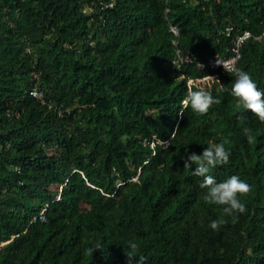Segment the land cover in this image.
<instances>
[{
	"label": "trees",
	"instance_id": "1",
	"mask_svg": "<svg viewBox=\"0 0 264 264\" xmlns=\"http://www.w3.org/2000/svg\"><path fill=\"white\" fill-rule=\"evenodd\" d=\"M244 28L264 30V0H0V264H126L129 241L146 264H264V122L196 79L231 89L210 62ZM235 64L264 89V34ZM199 84L221 100L204 115L183 109ZM210 140L231 151L217 181L252 187L217 230L184 168Z\"/></svg>",
	"mask_w": 264,
	"mask_h": 264
},
{
	"label": "clouds",
	"instance_id": "2",
	"mask_svg": "<svg viewBox=\"0 0 264 264\" xmlns=\"http://www.w3.org/2000/svg\"><path fill=\"white\" fill-rule=\"evenodd\" d=\"M170 26L175 28L174 25H169V29ZM173 34L176 35L177 30ZM173 41L174 40H172V42ZM227 54H229V49ZM235 62L230 61L228 63L222 64L216 61L217 65H220L224 68L222 70H225L234 76L230 90L213 77L216 74L214 72L212 74H205L200 77H196V79L207 77L209 81L219 84L222 91H230V95L236 100L237 108H243L247 111H250L261 122H264V89L259 88L252 75L242 68L237 67ZM202 67L203 66L200 65V68ZM214 69L216 71L220 70L217 68ZM189 81L190 78L187 79V83ZM219 103H221L220 98L212 94V91L208 85L199 84L195 85L193 89L187 92L183 100V109L186 110L191 108L194 113L204 115L208 113L209 109L213 105ZM180 114H182V112ZM245 134L247 141L250 144L256 142L255 138L251 135L250 129H245ZM225 143L226 141L215 143L210 140L208 142V146L201 154L198 155L194 152L190 153L184 160V168L189 169L192 165H195V169L191 172V174L202 177V182L199 186L201 189H206V191L202 194L203 201L206 204L223 206L221 218L212 220L209 224V227L213 230L219 229L226 223L224 217H231L233 222H235L237 219V214H244L247 211V206L246 203L240 199V197L247 196L252 191L251 185L242 180L237 175H232L227 179L218 182L215 176L211 174L212 169L217 166L226 165L229 162L231 151L225 147ZM127 247L130 249V251L126 255V264H146V257L138 255L139 245L136 242L129 241L127 243ZM103 248L104 245L102 241H98L85 249V254L89 257H92L94 250H102Z\"/></svg>",
	"mask_w": 264,
	"mask_h": 264
},
{
	"label": "built area",
	"instance_id": "3",
	"mask_svg": "<svg viewBox=\"0 0 264 264\" xmlns=\"http://www.w3.org/2000/svg\"><path fill=\"white\" fill-rule=\"evenodd\" d=\"M170 30L175 33L176 32V29L173 27V26H170ZM264 34V30H262L260 33L258 34H251V32L247 29H242L241 31L235 33L231 39V43L229 45V54L227 55H218L216 54L214 56V58L211 60L210 62V66H212L213 68H217V69H224L222 66L220 65H217L216 61L219 62V63H228L230 61H234L237 59V57L239 56V46H240V43L248 36H252L253 38L255 39H258L261 35ZM182 60H185V61H189L191 60V56L187 55V54H184L183 57H182ZM196 64L200 67V65H203L202 62H196ZM32 75H34V73H32ZM28 92L33 95V96H36V97H40V89L36 86H31L28 90ZM156 141L158 142H163L162 140H158L155 138ZM143 142H145L146 140L143 138L142 139ZM153 140H149V144L152 145V142ZM42 220L44 219V214H43V211H39L36 215L32 216L31 217V220Z\"/></svg>",
	"mask_w": 264,
	"mask_h": 264
}]
</instances>
